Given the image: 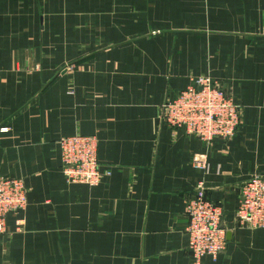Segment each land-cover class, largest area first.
<instances>
[{"label":"crops","instance_id":"obj_1","mask_svg":"<svg viewBox=\"0 0 264 264\" xmlns=\"http://www.w3.org/2000/svg\"><path fill=\"white\" fill-rule=\"evenodd\" d=\"M206 75L243 107L213 144L162 121ZM74 134L98 138L111 174L96 186L62 172ZM0 174L28 188L0 264H190L199 185L227 238L204 264H264V228L236 218L244 184L264 179V0H0Z\"/></svg>","mask_w":264,"mask_h":264},{"label":"built area","instance_id":"obj_2","mask_svg":"<svg viewBox=\"0 0 264 264\" xmlns=\"http://www.w3.org/2000/svg\"><path fill=\"white\" fill-rule=\"evenodd\" d=\"M242 111V105L227 96L218 81L206 75L191 79L185 90L166 102L162 121L172 130L213 144L237 133ZM58 145L67 182L96 186L105 174H111V170L102 172L95 135L62 136ZM192 160L196 166L207 168L205 157L196 154ZM27 204L28 188L24 179L0 174V234L8 231V217L24 210ZM186 212L190 264H204L206 258H217L227 245L223 206L209 199L204 187L199 185L188 200ZM236 218L251 229L264 228L263 178L254 176L244 184Z\"/></svg>","mask_w":264,"mask_h":264}]
</instances>
